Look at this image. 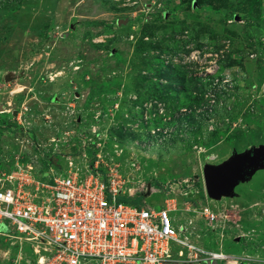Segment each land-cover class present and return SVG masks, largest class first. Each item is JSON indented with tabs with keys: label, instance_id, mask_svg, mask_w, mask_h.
I'll return each mask as SVG.
<instances>
[{
	"label": "rangeland",
	"instance_id": "obj_1",
	"mask_svg": "<svg viewBox=\"0 0 264 264\" xmlns=\"http://www.w3.org/2000/svg\"><path fill=\"white\" fill-rule=\"evenodd\" d=\"M0 110V171L68 160L118 171L125 194L158 181L119 199L144 208L186 181L184 235L219 264H264V165L220 199L203 179L264 148V0H0ZM36 248L0 235V264H38Z\"/></svg>",
	"mask_w": 264,
	"mask_h": 264
},
{
	"label": "built area",
	"instance_id": "obj_2",
	"mask_svg": "<svg viewBox=\"0 0 264 264\" xmlns=\"http://www.w3.org/2000/svg\"><path fill=\"white\" fill-rule=\"evenodd\" d=\"M66 164L57 169L48 163L42 172L16 162L9 173L0 171V235L33 243L46 253L41 264H172L175 257L219 264L227 259L197 246L175 224L174 213L183 206L177 198L190 189L186 181L165 187L162 207H135L119 201L126 183L118 171L78 175ZM158 189L149 183L128 195L149 196ZM204 213L214 220L212 212ZM174 248L180 249L174 253Z\"/></svg>",
	"mask_w": 264,
	"mask_h": 264
},
{
	"label": "water",
	"instance_id": "obj_3",
	"mask_svg": "<svg viewBox=\"0 0 264 264\" xmlns=\"http://www.w3.org/2000/svg\"><path fill=\"white\" fill-rule=\"evenodd\" d=\"M263 165V147L235 154L221 166L204 168L205 190L212 199H220L223 195L233 196L235 186L245 180L250 172Z\"/></svg>",
	"mask_w": 264,
	"mask_h": 264
},
{
	"label": "bare ground",
	"instance_id": "obj_4",
	"mask_svg": "<svg viewBox=\"0 0 264 264\" xmlns=\"http://www.w3.org/2000/svg\"><path fill=\"white\" fill-rule=\"evenodd\" d=\"M0 112H2V113H5L6 111L5 110H0ZM69 163H71V162H69ZM73 165H74V162H73ZM73 165H72V163H71V167H73ZM255 184H257L258 182L257 181H253ZM257 185H255V187H256ZM254 187V188H255ZM213 200H215V199H213ZM180 229L182 230V227H180ZM184 230V229H183ZM182 230V231H183ZM20 247H21V252H22V250H23V242H20ZM20 250V249H19ZM36 256H38V261H37V263L38 264H41L43 261H44V256L41 254V252L38 250V248H36L35 250H34V252H33ZM22 258L21 257H19V260H21Z\"/></svg>",
	"mask_w": 264,
	"mask_h": 264
},
{
	"label": "clouds",
	"instance_id": "obj_5",
	"mask_svg": "<svg viewBox=\"0 0 264 264\" xmlns=\"http://www.w3.org/2000/svg\"><path fill=\"white\" fill-rule=\"evenodd\" d=\"M59 162H60V164H62L63 166L66 167V165H67L66 162H67V161H66L64 164L61 162V160H60ZM49 163H50V162H49ZM157 183H158V181H157ZM157 183L155 182V185H152V186H155V187L161 189L163 186L160 185V183H158V184H159V186H158ZM206 193H207V192H206ZM207 195H208V194H207ZM182 196H183V195H182ZM183 197H184V196H183ZM134 198H136V197H134ZM177 201H178V198H177ZM178 203L183 204V206H184V202H179V201H178Z\"/></svg>",
	"mask_w": 264,
	"mask_h": 264
},
{
	"label": "crops",
	"instance_id": "obj_6",
	"mask_svg": "<svg viewBox=\"0 0 264 264\" xmlns=\"http://www.w3.org/2000/svg\"><path fill=\"white\" fill-rule=\"evenodd\" d=\"M123 198H124L125 200H131V199H134V197H130L128 194H125V195L123 196Z\"/></svg>",
	"mask_w": 264,
	"mask_h": 264
},
{
	"label": "trees",
	"instance_id": "obj_7",
	"mask_svg": "<svg viewBox=\"0 0 264 264\" xmlns=\"http://www.w3.org/2000/svg\"><path fill=\"white\" fill-rule=\"evenodd\" d=\"M157 185L159 186V184L157 183ZM161 185V184H160ZM193 204H195V206L197 205L196 203H194V201L192 202Z\"/></svg>",
	"mask_w": 264,
	"mask_h": 264
}]
</instances>
